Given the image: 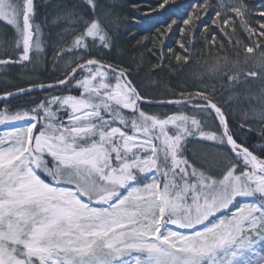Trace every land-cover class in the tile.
Segmentation results:
<instances>
[{
  "label": "snow or ice",
  "instance_id": "obj_1",
  "mask_svg": "<svg viewBox=\"0 0 264 264\" xmlns=\"http://www.w3.org/2000/svg\"><path fill=\"white\" fill-rule=\"evenodd\" d=\"M83 2L95 19V0ZM35 13L34 0H0V21L17 34L20 49L9 64L43 51ZM81 20L85 34L67 49L76 57L62 79L0 95V264H225L227 255H242L231 216L241 201L221 203L213 191L234 166L218 181L179 155L188 138L212 148L224 141L196 117L146 112L142 104L151 101L126 65L84 60L90 42L106 53L112 46L88 30L92 21ZM46 90L52 91L30 106L12 104ZM221 129L231 130L227 116ZM259 147L264 151V143ZM228 151L238 154L231 145ZM257 207L264 214V201ZM247 249L264 253L251 243Z\"/></svg>",
  "mask_w": 264,
  "mask_h": 264
},
{
  "label": "trees",
  "instance_id": "obj_2",
  "mask_svg": "<svg viewBox=\"0 0 264 264\" xmlns=\"http://www.w3.org/2000/svg\"><path fill=\"white\" fill-rule=\"evenodd\" d=\"M100 1L95 0L97 9L102 5ZM34 2L36 4L34 23L41 26L42 33L49 30L47 24L51 20L65 18L64 21L67 23L92 15L83 0H34ZM92 2L93 0H89V3ZM107 11L116 33L111 42L107 36L100 37V42L110 44L112 49L110 53H106L107 50L104 51L95 45L91 52L93 56L100 54L101 58L99 55L95 57L111 63L114 68L126 65L132 70L130 74L133 80L137 79L141 85V79L144 78L155 81L157 87L148 91L149 93L154 91L155 96H145L149 100L197 99L196 102L183 105L159 107L142 105L144 109L156 107L168 113L167 115L184 113L190 117L187 113L189 110L203 108L217 118L205 103L211 101L231 122V130L227 131L229 136L237 137L240 144H236L246 145L242 148L264 165V151L259 147V144L264 143V135L258 134L264 131V126L258 132L247 131L235 119L230 118L228 114L230 110L226 105L222 107L218 102L227 93H230L232 98L234 94L232 83L235 79L219 80L218 76L209 79L205 75L216 68L217 62L237 60L247 49L263 46L264 7L258 0H223V4L220 0H118L109 5ZM93 32L97 34L99 31L95 29ZM84 34L83 32L80 37ZM56 37L61 36L50 37L51 44L56 41ZM75 45L76 42L70 43V47ZM92 45L89 43V49ZM5 53L1 52L2 56ZM84 60L88 61L89 57ZM204 66L205 71H201L200 68ZM66 74L67 72L64 75ZM64 75L58 79H62ZM201 77L204 79H199ZM55 81H46L44 84ZM198 87L203 89L201 94L197 93V90H200ZM209 90L215 91L211 98L208 95L212 91ZM50 91L52 90L33 91L31 94L13 99L12 104L30 106ZM56 91L59 92V89ZM233 99H236L235 96ZM237 107L239 106L236 103L234 108L239 112ZM221 125H219L221 134L226 140ZM188 128H192L190 122ZM190 141L210 144L196 138H188L182 145L184 157L188 153ZM224 147L228 149L226 141ZM233 151L242 154L237 149ZM259 172L264 174V171ZM233 175L236 176L234 172ZM254 261L258 264L264 263V255L258 253Z\"/></svg>",
  "mask_w": 264,
  "mask_h": 264
},
{
  "label": "rangeland",
  "instance_id": "obj_3",
  "mask_svg": "<svg viewBox=\"0 0 264 264\" xmlns=\"http://www.w3.org/2000/svg\"><path fill=\"white\" fill-rule=\"evenodd\" d=\"M115 1L118 2V0H101L100 4L102 5L97 9L95 19L91 17L92 15L83 17L84 20L92 21L88 29L92 34L99 37L107 36L109 41L112 40L116 32L113 29V22L106 15L109 12H106L104 15L102 9L105 6L108 8ZM258 1L264 7V0ZM19 2L20 0H16L17 5H19ZM20 10L18 8V11ZM17 19L19 20L20 17L18 16ZM64 20L66 19L59 18L49 21L47 24L49 30L42 33L43 51H34L31 61L20 64L8 63L10 59L16 60L18 58L20 49L16 46L17 34L5 22L0 21V95L8 91H16L18 88L28 87L32 84L44 83L46 81L53 82L70 70L66 68V62L70 56L75 60L76 53H68L67 49L70 47V43L76 42L80 35L83 32L85 33V23L81 18L77 21L71 20V22L67 20L69 21L67 23ZM96 21H98V24ZM64 26L66 27L62 29ZM95 29L99 31L97 34L93 32ZM55 35L61 37H56V41L51 44L50 37ZM39 44L40 39L37 36L34 47H39ZM90 44L93 43L90 42ZM90 47L89 52L83 53V59L93 56L91 52H93L92 48L95 47V44ZM1 52L8 53L2 56ZM14 53H17V55L15 56ZM60 53H64V55H60ZM96 55H99V58H101L100 54ZM215 67L209 73L207 72L208 74H205L209 79L212 76L214 78L218 76L219 80L232 79L234 81L235 79L234 83H232L234 89L232 98H230L231 94L227 93L218 101L219 104L222 107L226 105L230 110V113H228L230 118L235 119L247 131L258 132L264 126V44L261 47L257 46L256 48L247 49L244 55L237 60L217 62ZM205 68L204 66L200 70L205 71ZM199 79H204V77ZM135 81L142 95L155 96L153 95L154 91L148 92L157 87L158 84L155 81L144 78L141 79L142 85L137 79ZM197 91V93L201 94L203 89L200 88ZM209 94L208 96L211 98L215 95V91ZM205 95L207 96V94ZM234 96L236 99H233ZM236 103L239 106L237 107L240 110L239 112H236V108H234ZM13 105H17V103ZM144 110L149 113H158L161 116L165 114L164 111L156 107ZM187 113L190 117L198 118L203 123L205 129L214 130L221 140L226 141L221 134L219 125L216 124V118L208 110L198 108L189 110ZM2 127L0 126V130H2ZM205 144L207 143L190 141L189 150L185 158L191 164L196 165L197 168L210 171L218 181L225 172L232 170L234 166V174L236 176L233 174L228 176L223 184L218 182L213 186V191L219 194L221 203L227 204L236 199L241 201L238 205V210H234L231 216L236 217L232 229V233L236 237L234 247L242 249L243 253L242 255H227L224 257L225 264H228L229 261H231V264H244L245 260L248 263L253 262L256 255L250 254L247 245L251 243L258 248L264 249V214L257 207L260 202L264 201V174H261L259 169H255L244 154L237 152L238 154L233 156L225 148L226 146L224 147V144L216 148H212L211 144ZM217 148L220 150L217 151ZM206 153L207 156L205 155ZM179 155L183 156L182 145ZM209 158L213 161L212 163L209 162ZM150 176L151 174L140 176V183L148 182ZM237 228L239 231H237ZM261 254L264 255V253Z\"/></svg>",
  "mask_w": 264,
  "mask_h": 264
},
{
  "label": "water",
  "instance_id": "obj_4",
  "mask_svg": "<svg viewBox=\"0 0 264 264\" xmlns=\"http://www.w3.org/2000/svg\"><path fill=\"white\" fill-rule=\"evenodd\" d=\"M89 62L90 63H94L95 61H89ZM13 92H15V91H13ZM36 92H41V91H36ZM21 96H24V95L17 96L16 98L21 97ZM149 101H151V103H143L142 105H155V106H163V105H166L167 106V105H182V104H185V103H188L189 102L188 100H168V101H171L170 103H159L160 101H152V100H149ZM165 102H167V101H165ZM207 102L208 101H206V104H207ZM212 105H214V104L212 103ZM212 105L207 104V106L213 111V113H215L216 115L220 116L221 122L223 124V116L224 115H221L220 113L215 112V110L213 109ZM223 132L227 136V131L225 130ZM228 137L229 136H227V138H226L227 139V143H228V145H231V148L232 149L240 150L244 155H246L250 159V161H251V163H252V165H253V167L255 169H263L264 170V166L260 165V163L257 160H255V158L253 157L252 154H250L247 150H245L241 146L237 145L231 139H228Z\"/></svg>",
  "mask_w": 264,
  "mask_h": 264
},
{
  "label": "bare ground",
  "instance_id": "obj_5",
  "mask_svg": "<svg viewBox=\"0 0 264 264\" xmlns=\"http://www.w3.org/2000/svg\"><path fill=\"white\" fill-rule=\"evenodd\" d=\"M107 9L108 8H106V6L104 7V9H102V12H104V15L106 14V12H108L107 11ZM107 16L109 15V14H106ZM87 16H90V15H87ZM92 17V16H91ZM109 17V16H108ZM149 100V99H148ZM176 100V99H175ZM185 100H188L189 102L188 103H192V102H196V100L197 99H185ZM206 103V102H205ZM185 104H187V103H185ZM183 105V104H182ZM146 106H155V105H146ZM163 106H166V105H163ZM156 107H159V106H156ZM165 114L167 115L168 113H166L165 112ZM221 124H222V122H221ZM227 136H229V134L227 133ZM264 166V165H263Z\"/></svg>",
  "mask_w": 264,
  "mask_h": 264
}]
</instances>
